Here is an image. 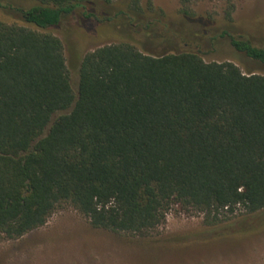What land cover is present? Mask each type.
<instances>
[{"label": "trees", "instance_id": "trees-1", "mask_svg": "<svg viewBox=\"0 0 264 264\" xmlns=\"http://www.w3.org/2000/svg\"><path fill=\"white\" fill-rule=\"evenodd\" d=\"M197 1L178 0L179 20L166 22L141 0H0L15 18L0 20V239L43 227L63 204L129 236L155 231L174 207L210 226L264 210V75L188 46L226 39L261 65L264 48L237 34L230 0L220 19L195 17ZM80 9L123 17L127 38L83 56L75 92L61 40L30 27ZM155 28L185 48L140 52L132 34Z\"/></svg>", "mask_w": 264, "mask_h": 264}, {"label": "rangeland", "instance_id": "rangeland-1", "mask_svg": "<svg viewBox=\"0 0 264 264\" xmlns=\"http://www.w3.org/2000/svg\"><path fill=\"white\" fill-rule=\"evenodd\" d=\"M237 34L264 48V0H230ZM151 13H162L166 22L179 20L178 0H141ZM195 17L220 19L225 2L198 0L191 5ZM88 11V10H87ZM84 10L64 17L47 32L63 44L65 64L72 89L76 92L78 70L83 56L100 46L126 39L119 33L127 21L118 17L113 22L87 18ZM15 18L0 11V20ZM155 28L148 37L133 33L136 48L145 54H160L184 49L181 42L164 43ZM129 39V38H128ZM205 62H231L244 73L264 75V65L246 58L231 48L226 39L196 45ZM259 227V228H258ZM0 264H264V210L253 215L237 210L229 220L206 225L203 216L172 208L165 222L146 236H129L94 229L87 219L70 205L63 204L47 221L16 240L0 239Z\"/></svg>", "mask_w": 264, "mask_h": 264}]
</instances>
